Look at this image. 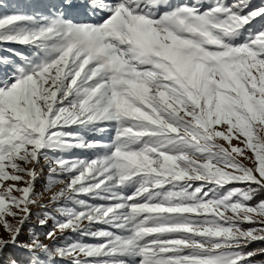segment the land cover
I'll use <instances>...</instances> for the list:
<instances>
[{
  "label": "snow or ice",
  "instance_id": "obj_1",
  "mask_svg": "<svg viewBox=\"0 0 264 264\" xmlns=\"http://www.w3.org/2000/svg\"><path fill=\"white\" fill-rule=\"evenodd\" d=\"M0 8V264H264V0Z\"/></svg>",
  "mask_w": 264,
  "mask_h": 264
},
{
  "label": "rangeland",
  "instance_id": "obj_2",
  "mask_svg": "<svg viewBox=\"0 0 264 264\" xmlns=\"http://www.w3.org/2000/svg\"><path fill=\"white\" fill-rule=\"evenodd\" d=\"M51 2H55V0H0V4H7V5H11L13 7L17 3H20V4L43 5V4L51 3ZM252 2L255 3V4H257L258 3V0H252ZM2 11H5V9L0 8V12H2ZM255 27L258 28L259 25H256ZM113 135H114V133L111 130H109V131H107L105 133L99 134V136L101 138H103L105 141L110 140ZM233 143H236V141L234 140ZM44 171L46 172L47 169H45ZM42 189H43L42 180H38L37 183H36V190L39 192ZM260 198H264V196L258 197L257 199H260ZM33 211L35 213V212H38V211H41V210L39 209L38 206H34ZM32 220H33V223H35V220H36V216L35 215L33 216ZM49 228H51V223L48 225V228H44V229L37 228V230L38 231H47ZM27 232H28V229L26 228L25 229V236L27 235ZM0 235H6V233L4 232L2 226H0ZM41 238H43V237H41ZM10 253H11V250H10ZM19 253L21 254V252H19ZM23 257H25V256L23 255ZM5 259H7V256L5 257Z\"/></svg>",
  "mask_w": 264,
  "mask_h": 264
},
{
  "label": "trees",
  "instance_id": "obj_3",
  "mask_svg": "<svg viewBox=\"0 0 264 264\" xmlns=\"http://www.w3.org/2000/svg\"><path fill=\"white\" fill-rule=\"evenodd\" d=\"M259 3H261V0H258V3L257 4H259ZM253 247H264V245L255 244V245H253ZM11 253H12L13 256L17 257L20 260L25 259V257H23V255H24L23 253L20 254L18 251H14V250H11Z\"/></svg>",
  "mask_w": 264,
  "mask_h": 264
}]
</instances>
